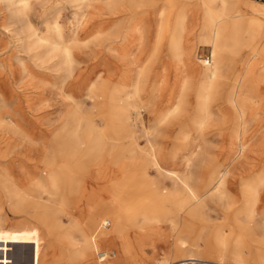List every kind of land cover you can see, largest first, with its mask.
<instances>
[{"label":"rangeland","instance_id":"rangeland-1","mask_svg":"<svg viewBox=\"0 0 264 264\" xmlns=\"http://www.w3.org/2000/svg\"><path fill=\"white\" fill-rule=\"evenodd\" d=\"M179 15L188 26L184 47L189 67L184 77L191 85V90L188 87L189 91L183 92L182 113L186 118L181 123L175 115L159 119L168 108V94L176 82L170 44ZM203 16L200 0H28L25 8L0 0V172L4 174H0V228L34 226L31 222H16L13 209L17 198L6 187L10 179L27 194V215L47 218L60 199L66 198L61 220L62 232L68 234L69 240H63L62 233L44 228L40 234L43 246L49 249L45 250L49 254L47 264H64V258L56 255L61 251L58 246L69 255L75 254L83 246L80 227L85 212L81 194L70 188L74 181L82 187L86 182L84 174L75 171L74 160L86 155L87 146L99 132L105 136L107 147L103 158L110 157L111 149L121 148L125 151L124 162L130 166L136 162L145 164L149 182L144 183L141 194L155 186L150 182L166 193L177 187L183 189L181 180L200 193L228 166L227 199L219 201L207 195L205 211L216 222L227 214L229 242L232 245L241 231L244 257L252 260L258 251H264V141L256 132L257 122L247 117L246 149L236 157L230 143L236 110L227 104L215 108L200 128L186 120L195 107L200 60L210 58L206 32L200 30ZM135 22L142 25L143 38L141 43L133 42L128 58L136 59L142 81L136 93L128 87L127 96L139 109L116 112L108 95L129 72L128 61L119 59L118 53L121 41L133 36L131 27ZM58 33L63 35L62 42L55 45ZM120 35L123 39L117 42ZM263 37L264 33H259L254 42ZM248 39L245 35L242 58L251 52ZM65 48L69 50L68 58L64 56ZM162 69L166 72L165 82L158 83ZM234 69L235 73L241 71V62L226 60L225 87L232 82ZM116 131L120 138L114 140ZM153 148L159 149L167 169L161 174L149 163L148 151ZM174 168L178 170V185L170 176ZM56 189L59 194L54 192ZM233 214L242 218L241 227L234 226ZM199 225L198 222L197 228ZM209 229L202 228L204 236ZM162 232L165 237L167 234L168 242H158L156 257L172 253L169 228L162 226Z\"/></svg>","mask_w":264,"mask_h":264},{"label":"bare ground","instance_id":"bare-ground-1","mask_svg":"<svg viewBox=\"0 0 264 264\" xmlns=\"http://www.w3.org/2000/svg\"><path fill=\"white\" fill-rule=\"evenodd\" d=\"M10 1L23 8L28 4V0ZM200 2L204 8L200 30L206 32L205 42L210 47V58L200 60L202 62L201 67L198 68L200 81L194 91L195 107L186 120L190 125L200 128L215 108L227 104L236 110L230 143L231 150L237 157L246 149L247 117L257 122L256 132L264 141V37L260 42H254L256 35L264 33V0L256 2L200 0ZM185 22L182 15L175 18L176 33L170 44V50L176 64L174 72L176 82L168 94V108L159 115V119L165 120L175 115L178 123L184 122L186 118V114L182 113L185 102L183 92L191 87L184 77L189 67V58L184 47V33L188 29ZM131 31L133 32L131 38L127 37L121 41L123 38L120 35V39L117 40L122 44L118 57L128 61L129 72L116 82L114 90L108 95L111 108L122 113L129 108L139 109L130 102L127 92L128 87H132L135 93L138 91L142 73L136 69V66L140 67L136 59L132 57L129 59L128 56L133 42L135 40L142 42V25L133 23ZM245 35L249 36L247 41L251 46V52L242 58L240 52L245 42ZM62 36L58 33V40L54 41L55 45L61 44ZM63 52L65 58H68L69 50L65 48ZM226 60L231 63L237 60L241 62V71L235 73V69L231 70L234 73L233 77L232 74L230 75L232 82L228 87H225L223 79ZM165 73L164 69L160 70L158 83L165 82ZM115 133L112 139L117 140L120 135L118 131ZM96 135L87 146L86 155L74 160L75 171L84 174L86 182L85 187H82L78 185V181H74L70 188L73 193H80L83 200L85 215L80 227L83 246L71 255L58 246L61 251L56 255L64 258V264H102L101 260H104L105 264H187L190 260L200 261L202 264H264L262 250L258 251L256 256L253 255L255 258L252 260L244 257L241 231L236 233L231 245L230 235L225 228L227 214H223L222 220L216 222L205 211L207 195L210 199L219 201L227 199L225 185L228 166L222 168L215 181L208 183L200 193L191 190L188 183L181 180L183 189L177 187L166 193L155 182H150L155 186H150L146 194H141L144 183L149 182L145 164L136 162L134 166H130L123 161L125 151L121 148L116 151L111 149L110 157L103 158L107 153L105 136L99 132ZM182 137H187V134H183ZM77 149L78 146L75 147V150ZM148 155L149 163L156 166L158 173L167 170L159 149H151ZM171 171L173 174L170 176L178 185L180 180L177 175L178 170L174 168ZM27 179L31 180V178ZM8 180L6 187L10 188L12 195L17 198L16 207L13 209V213L17 215L16 222L22 225L31 222L34 226L0 228V250L5 252L3 257L0 256V264H30L28 245L34 246L33 264H47L46 251L49 252V249L42 244L41 228L53 231L55 234L62 233L60 235H63V240H69L68 234L62 232L61 220L66 212V198L60 199L59 206L53 209L47 218L35 214L27 215L24 211L28 202L25 190L14 181ZM248 191L251 189L249 188ZM54 192L59 194L57 189ZM241 219L237 214L232 215L235 227L242 226ZM262 221L264 225V217ZM198 222L200 225L197 228ZM105 223L107 225L104 226ZM162 226H167L173 237V242L169 245L172 253L168 255L166 252L161 257H156L158 242L160 240L168 242L165 239L167 234L165 237L162 232ZM202 226L210 228L205 236ZM261 243L264 245V238Z\"/></svg>","mask_w":264,"mask_h":264},{"label":"water","instance_id":"water-1","mask_svg":"<svg viewBox=\"0 0 264 264\" xmlns=\"http://www.w3.org/2000/svg\"><path fill=\"white\" fill-rule=\"evenodd\" d=\"M28 253H29V256H30V259H31V263L30 264H33V255H34V247H33V245H31V248H30ZM4 255H5V252L0 250V256L3 257Z\"/></svg>","mask_w":264,"mask_h":264},{"label":"built area","instance_id":"built-area-1","mask_svg":"<svg viewBox=\"0 0 264 264\" xmlns=\"http://www.w3.org/2000/svg\"><path fill=\"white\" fill-rule=\"evenodd\" d=\"M105 225H107V223H105L104 226H105ZM101 262H102V264H105V263H104V260H101ZM187 264H200V263L197 262L196 260H190V261H188Z\"/></svg>","mask_w":264,"mask_h":264},{"label":"crops","instance_id":"crops-1","mask_svg":"<svg viewBox=\"0 0 264 264\" xmlns=\"http://www.w3.org/2000/svg\"><path fill=\"white\" fill-rule=\"evenodd\" d=\"M27 246V245H26ZM28 247H29V250H30V248H31V245H28ZM34 247V246H33ZM29 250H28V252H29ZM47 254V253H46ZM47 255H49V254H47Z\"/></svg>","mask_w":264,"mask_h":264}]
</instances>
